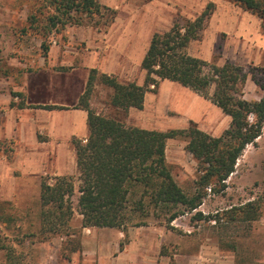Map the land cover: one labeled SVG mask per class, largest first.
I'll return each instance as SVG.
<instances>
[{
	"label": "rangeland",
	"instance_id": "1",
	"mask_svg": "<svg viewBox=\"0 0 264 264\" xmlns=\"http://www.w3.org/2000/svg\"><path fill=\"white\" fill-rule=\"evenodd\" d=\"M209 1L215 5L211 17L201 31L200 39L192 41L187 51L218 65L228 60L241 66L248 74L244 98L258 100L262 93L250 73L256 71L264 76V12L256 14L232 0H99L105 7L104 16L91 22L66 25L51 33L45 39L49 49L46 54L41 48L43 38L31 29L24 31L28 26L27 17L38 7V0H0V94L11 95L13 99L5 104L13 109H17L19 103H25L27 98L39 101V105L57 107L55 110L78 107L79 96L86 87L85 76L88 77L90 64L96 59L95 49L105 52L113 45L116 47L119 31L125 33L124 36L126 33L131 36L130 30H134L138 39L146 41L156 31H167L174 20L193 19ZM110 17L112 21L105 25V20ZM52 45H56L55 52H50ZM81 86V94L74 100ZM64 91L73 97L65 100ZM110 94L108 86L94 81L89 106L97 113L121 119L126 125L145 121L149 129H177L160 124L172 119L169 115H175L171 108L150 112L148 116L146 111L143 118V114L135 116V110L130 111V108L124 112L111 107L108 104ZM4 111L0 106V124ZM37 133L39 139H47L42 127ZM79 139L73 134L55 141L74 151L73 142ZM168 142L167 164L178 185L190 193L199 174L197 162L185 150L184 138ZM18 144L15 137L0 138V235L14 245L19 264H97L98 260L105 263L192 264L189 256L200 249L205 253L213 249L227 253L233 248L243 257L264 252V127L255 143L248 144L237 159L234 171L225 181V189L221 192L206 189V196L197 209L201 211L202 219H197L192 211L179 215L169 224L148 218L144 225H127L120 230L81 227V216L75 210L70 221V229L75 234L69 238L55 235L46 240L30 234L38 229L40 182L42 179L47 181L51 175L35 177L19 173L18 166L13 163ZM181 146H184L183 163L175 160ZM72 176L75 192L71 199L75 205L77 172ZM253 200L263 203L261 211L252 219H229L231 206ZM7 217L11 219L7 221ZM76 242L80 248L69 251ZM125 248L126 252L121 254ZM138 249L147 257L146 261L141 257L136 259ZM3 258L4 252L0 250V264ZM241 261L243 264L252 262Z\"/></svg>",
	"mask_w": 264,
	"mask_h": 264
},
{
	"label": "trees",
	"instance_id": "2",
	"mask_svg": "<svg viewBox=\"0 0 264 264\" xmlns=\"http://www.w3.org/2000/svg\"><path fill=\"white\" fill-rule=\"evenodd\" d=\"M232 1L256 14L264 12V0ZM38 3L29 13L24 31L31 29L43 38L41 48L45 54L48 51L45 39L51 33L66 25L102 18L105 10L99 0H38ZM214 7L209 1L193 19L174 20L167 31L151 35L140 64L145 71L142 84L120 82L95 68L89 70L77 107L87 112V136L73 142L78 180L76 204L71 199L75 192L72 175L57 176L53 184L42 179L38 229L30 235L41 240L55 235L69 238L75 234L70 229L75 210L81 216V227L120 230L127 225H144L148 218L169 224L185 212L195 211L197 219L203 218L197 209L206 189L213 192L225 189V181L234 171L237 159L248 144L255 143L264 127V76L251 71L250 77L262 95L258 100H247L243 88L248 74L241 66L228 60L218 65L187 51L192 41L200 39ZM111 21L112 17L104 24ZM164 79L209 99L230 116L229 127L218 136L199 129L192 121L183 129H146L126 125L121 119L97 113L89 106L96 80L111 89L108 104L126 112L129 108L142 109L145 93L155 92L159 81ZM24 106V103L18 105ZM178 137L186 140L185 150L197 162L199 174L190 193L178 185L165 159L166 141ZM262 203L253 200L231 206L229 219H252L261 211ZM79 248L76 242L69 251ZM0 250L4 252L1 264H19L14 245L1 235Z\"/></svg>",
	"mask_w": 264,
	"mask_h": 264
},
{
	"label": "crops",
	"instance_id": "3",
	"mask_svg": "<svg viewBox=\"0 0 264 264\" xmlns=\"http://www.w3.org/2000/svg\"><path fill=\"white\" fill-rule=\"evenodd\" d=\"M130 32L133 35L130 36V34L127 35L126 33V36H124L125 33L119 31L116 35L118 44L116 47L113 45V48L109 51L100 52L95 49L96 59L92 65L89 64L99 73L115 76L121 82L134 81L137 84H142L145 71L140 64L150 39L142 41L136 37L134 30H130ZM55 48L56 45H52L50 52H55ZM50 56L53 59L55 58L52 54ZM85 63L88 66V62L85 61ZM85 77L87 78V74ZM75 88L78 89V87ZM81 89L82 86L79 92L75 94L77 97L74 100L78 99ZM62 94L65 100L73 97L66 91L62 92ZM11 98L9 94H0V106L5 110L1 115L0 138L15 137L19 141L13 159V163L19 168V173L34 175L35 177H40L41 174H49L51 175V177L47 178V183L49 184H53L57 176L75 174L77 172L75 152L68 145L57 143L56 139L64 140L67 136L73 134L75 136L78 135L81 140L85 139L87 136L86 110L77 107L67 110L41 108L38 106L39 101H29L28 98L24 103V107L13 109L5 104L10 103L13 99ZM29 99H31L30 96ZM166 107L168 109L171 108L175 113L174 116L166 113L172 119L160 122L162 126L166 125V127L183 129L192 121L196 123L199 129L212 136H218L229 127L231 121L230 116L224 114L209 99L204 98L188 87L166 79L159 81L155 92L147 91L145 93L142 109L130 108L129 110H135V116L143 114L144 118V112L148 111V116L150 112H158L157 110L161 111ZM141 123L143 124L131 126L149 129L145 125V121ZM39 127L44 129L47 139H39L37 133V131L39 132ZM155 130L164 131L165 128ZM171 139H168L165 145L167 163L168 141ZM183 153L184 146H181L179 155H176L175 160L177 162L183 163ZM141 248L144 249L142 246ZM125 252L126 248L121 254ZM239 253L233 248L227 253L214 249L205 253L200 249L198 252H192L189 257L192 264H243L241 260H251V264H264L263 251L259 254H250L248 257H243ZM135 257L136 259L141 257L143 261H146L147 258L139 249L135 253ZM238 260L240 263H238ZM97 264H129V262L115 261L113 263H105L98 260Z\"/></svg>",
	"mask_w": 264,
	"mask_h": 264
}]
</instances>
